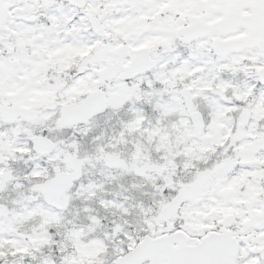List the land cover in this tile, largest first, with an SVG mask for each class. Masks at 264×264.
I'll use <instances>...</instances> for the list:
<instances>
[{
	"label": "snow or ice",
	"instance_id": "snow-or-ice-1",
	"mask_svg": "<svg viewBox=\"0 0 264 264\" xmlns=\"http://www.w3.org/2000/svg\"><path fill=\"white\" fill-rule=\"evenodd\" d=\"M0 264H264V0H0Z\"/></svg>",
	"mask_w": 264,
	"mask_h": 264
}]
</instances>
